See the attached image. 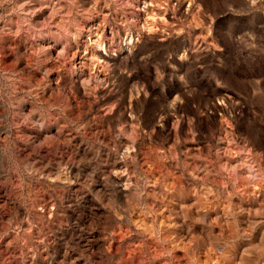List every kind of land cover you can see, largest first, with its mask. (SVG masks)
Wrapping results in <instances>:
<instances>
[{
	"label": "rangeland",
	"instance_id": "1",
	"mask_svg": "<svg viewBox=\"0 0 264 264\" xmlns=\"http://www.w3.org/2000/svg\"><path fill=\"white\" fill-rule=\"evenodd\" d=\"M0 264H264V0H0Z\"/></svg>",
	"mask_w": 264,
	"mask_h": 264
}]
</instances>
